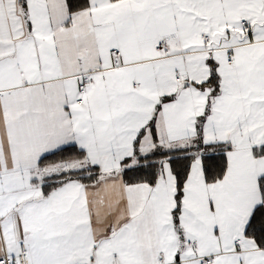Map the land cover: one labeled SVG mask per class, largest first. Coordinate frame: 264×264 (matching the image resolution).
Masks as SVG:
<instances>
[{
  "label": "snow or ice",
  "instance_id": "6c2138e0",
  "mask_svg": "<svg viewBox=\"0 0 264 264\" xmlns=\"http://www.w3.org/2000/svg\"><path fill=\"white\" fill-rule=\"evenodd\" d=\"M0 264H264V0H0Z\"/></svg>",
  "mask_w": 264,
  "mask_h": 264
}]
</instances>
